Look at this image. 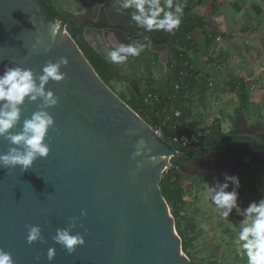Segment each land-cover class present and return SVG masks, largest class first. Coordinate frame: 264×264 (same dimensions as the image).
<instances>
[{"label":"water","instance_id":"1","mask_svg":"<svg viewBox=\"0 0 264 264\" xmlns=\"http://www.w3.org/2000/svg\"><path fill=\"white\" fill-rule=\"evenodd\" d=\"M65 4L71 8L66 13L76 20L77 39L70 33L72 25L50 19L38 0H0V73L5 65L18 64L39 75L47 61L69 60L61 68L66 78L46 86L59 97V103L47 109L55 121L47 137L49 156L37 159L24 173L19 168H0V248L11 252L16 264H37V256L39 264H190L161 193L163 173L172 158L214 149L229 137L250 138L264 146V125H250L238 113L234 133L215 129L212 146L175 150L104 83L77 40L134 87L121 64L105 59L106 50L117 41L128 44L146 38L152 43L149 51L167 67L168 46L151 33L135 31L127 22L128 10L117 11L114 0H66ZM38 40L44 44L33 51ZM46 46L50 51H45ZM40 102L25 104L21 121L12 131L22 130L23 120ZM162 132L165 138L178 141L168 128L162 127ZM141 138L151 149L148 156L157 157L155 163L145 155L133 158ZM8 148V142L0 138V153ZM258 157L264 163V152ZM138 162L143 166L136 171ZM189 167L180 171L189 169L193 175ZM74 217L73 234H82L86 243L69 254L52 237ZM27 225L40 226L45 242L29 245ZM50 247L56 249L51 262L47 260Z\"/></svg>","mask_w":264,"mask_h":264},{"label":"clouds","instance_id":"2","mask_svg":"<svg viewBox=\"0 0 264 264\" xmlns=\"http://www.w3.org/2000/svg\"><path fill=\"white\" fill-rule=\"evenodd\" d=\"M116 10H129L130 19L145 32L162 31L172 33L178 29L184 14V4L174 0H114ZM118 5V6H117ZM52 35L56 32L53 27ZM43 40H38L32 45L33 51H38L43 45ZM142 42L128 44L117 41V44L104 53L105 59L114 65L127 62L129 57H137L145 48ZM45 51H50L45 47ZM69 64L67 57H59L55 62L49 60L42 68V73L37 75L31 68L18 64L5 65L0 73V138L9 144L7 152L0 153V168L16 169L22 173L31 169L34 162L40 158H47L51 148L47 142L50 129H54V118L47 111L59 103V97L46 86L50 81L61 82L67 73L61 71L62 67ZM38 109L30 118L23 120L22 130L12 131L21 121L26 103H36ZM151 149L147 148L143 138L137 141L133 158L141 155L156 162V156H148ZM137 163L136 171L142 167ZM231 186V190L229 187ZM240 179L237 175L223 174V181L219 179L208 187V199L214 205L218 216L227 219L235 209L236 214L242 219L235 227L238 229L235 236L236 253L246 264H264V198L252 201L246 208H241L239 200ZM86 215V213H82ZM76 219L72 218L66 228H58L52 237L56 244L61 245L69 254L76 251L78 246H84L86 241L80 233L73 234ZM27 243L29 245L44 243L42 229L38 225H27ZM201 228L207 230V225ZM56 256V249L50 247L47 251V260L51 262ZM39 264L40 257L36 258ZM0 264H16L11 252L0 248Z\"/></svg>","mask_w":264,"mask_h":264},{"label":"trees","instance_id":"3","mask_svg":"<svg viewBox=\"0 0 264 264\" xmlns=\"http://www.w3.org/2000/svg\"><path fill=\"white\" fill-rule=\"evenodd\" d=\"M207 1L211 3L212 11L216 12L218 10V7L216 5L219 6V3L215 4L214 2H210L211 0H174V2H182L184 4V14L182 17V22L180 27L176 29L174 36L171 37V33H165L162 31L151 32V34H153L155 37L159 39V43H164L168 46V49L172 57V63L169 62L166 68L167 73L164 76L166 79L163 78V82H164L163 88L158 89L157 87H155L156 84L154 82L152 84L153 86L152 85L146 86L147 88L149 87L148 89L146 88L141 89V87L139 86V82L136 81L135 83L138 90H136V88L135 89L132 88L128 94L129 97L118 94L119 97L126 104H128L136 113L140 115V117L144 121H146L152 127L154 128L159 126L166 127L176 136H179L180 134L187 132L188 129L199 130L194 125H190V127L187 129L184 127H179V129L177 130V125H175L176 121H166V119L169 120L168 115H171L173 109L180 108L181 104L184 103L185 95L194 85L196 76L199 74L198 71L193 70L194 76H189L186 79L185 83L189 87L188 91L185 90L177 91L175 89V85L180 82V77H179L180 71L184 68L188 69L189 66L191 65L188 62V55H187V51L191 49L190 35L197 29L200 30V29H205L207 27L208 18L206 17V15H200L195 12L197 8H202L204 6L206 7ZM38 3L41 6L43 12L50 19H58L64 22L63 17L55 11L49 0H38ZM128 20L136 28V30L145 32L143 29L139 28L135 24V22H133L130 19V14L128 15ZM70 33L72 34V37L76 39L72 31ZM225 35L226 34H223L221 36L224 37ZM142 40H143L142 43L146 45L145 49L147 50V52H150L149 47L152 45V43L146 38H143ZM77 43L81 51L84 53L85 57L88 59L92 67L99 75V77L104 81L106 85H108L115 92V89L112 85V81L113 80L121 81L124 79L120 77L108 64H106L86 43H83L79 40H77ZM85 51L87 53H85ZM151 54L153 56L158 57L157 54H153V53ZM127 62L130 66V69L133 71H135L137 69V66L141 64L140 59L134 60L133 57H129ZM186 63L189 66H186L185 65ZM238 90L240 91L239 93L241 96L240 101H242V103L240 107L236 109V113L243 112V108L247 105L248 96H249L245 92L244 85L241 86ZM148 94L157 95V100L146 101ZM174 96L175 98H173ZM174 126H176V129H174ZM234 128L230 130L231 133H234ZM215 129H221L220 123H215L211 127V133L208 134L206 141L202 144V146L199 145L198 147L212 146L214 144L212 139ZM165 140L168 142V140L170 139L165 138ZM242 141L243 139L241 138L229 137L223 140V142L214 149L199 151L189 156H184L180 158L174 157L170 161L171 167L168 168L162 175V179L160 182L161 193L164 199L166 200L168 206L172 210V214L175 219V227L182 240V250L188 257H190L188 253V248L192 244L193 238L187 237V235H184L183 233L181 234L180 226L178 222L179 211L186 204L184 199L186 195V190L182 184V173L179 171V168L188 165L191 160L192 161L196 160L200 163V166L192 170L193 176L203 179H209L210 177L208 176L213 172L216 171L221 172L223 170L220 165L221 164L223 165L224 161L222 160L227 157L232 159H237L238 165L236 168H239L241 166L244 167L247 165V163H242V160L244 159V156L248 154V150L241 145ZM168 143L170 144V142ZM175 143L178 142L175 141ZM171 147H173L175 150L178 151L187 150L183 148L179 143H178V147H174L172 145ZM258 147H260V145H258ZM213 150L219 153L217 155L218 157L216 156L212 157L211 154L214 153ZM215 158L220 163H216L214 164L213 168H209L210 161L212 160L214 162ZM253 161L261 162L259 160L257 153L253 154ZM230 168H229L230 170H233L234 167H230ZM188 188L190 189V186H188ZM190 264H192L191 260H190Z\"/></svg>","mask_w":264,"mask_h":264},{"label":"crops","instance_id":"4","mask_svg":"<svg viewBox=\"0 0 264 264\" xmlns=\"http://www.w3.org/2000/svg\"><path fill=\"white\" fill-rule=\"evenodd\" d=\"M49 1L55 11L63 17V20L68 21L70 16L66 12L70 11L71 8L66 6V0ZM56 1L62 3L66 11ZM210 2L218 4L217 0H211ZM217 11H212L211 3L209 7L206 6V8L202 7L195 10L197 14L208 16L207 27L205 29H197L190 35L191 49L187 51L188 62L194 70L199 72L197 76L200 78L196 76L194 85L184 97V103L181 104L180 108L173 109L171 115H168L169 120L166 119V121H176L177 130L179 127L187 129L190 125L196 126L197 129L206 130L207 128H211L215 123H220V130L222 131L223 126L227 127L230 124L235 126L238 113H243L248 123L250 121H264L263 115H259L261 110L260 104L264 107V102L261 99L262 95L258 96L264 90L261 89L264 87V76L262 75L264 74V40H261V43L257 46H255L256 43L254 46H245L244 44V50L246 51L243 54L241 53L240 56L233 49L234 44H236V37L240 39L238 35L236 36L235 34L232 38L230 36L225 45L222 46V43L219 44L222 37L217 36V33L223 35L225 27L222 24V18H218ZM262 28L264 30V26ZM218 37L221 38L219 41H216ZM142 52L146 53L133 57L134 60H141V64L137 66L135 71L131 72L128 66L121 65L133 79L134 83L136 81L139 82L141 89H148L149 87L147 88L146 86H150L154 82L156 84L155 87L162 89L164 86L163 78H166H162L160 71H163L162 74L164 76L167 73L164 61H162L159 55L156 57L148 54L145 48ZM253 52L257 55H254ZM257 52H261V54ZM252 62L254 64L257 63V65L255 64L256 69H250ZM140 67H142L141 70ZM249 69L256 72L252 74L249 72ZM210 83L212 86L209 85ZM243 85L246 94L249 95L248 102L243 108V112L236 113V109L242 103L238 89ZM135 88L138 90L136 85ZM177 111L181 114L179 117L175 116V112ZM222 121H227V123ZM227 133H231V131L228 130L224 134Z\"/></svg>","mask_w":264,"mask_h":264},{"label":"rangeland","instance_id":"5","mask_svg":"<svg viewBox=\"0 0 264 264\" xmlns=\"http://www.w3.org/2000/svg\"><path fill=\"white\" fill-rule=\"evenodd\" d=\"M217 2L220 3V6L216 5L218 7V18H222V24L225 27L223 30H225L224 34H226L222 37L221 34L217 33V36L222 37L219 44L222 43L223 46L230 36L232 38L235 34L236 36L238 35L240 39L236 37V44H234L233 49L240 56L241 53L243 54L246 51L244 50L246 45L254 46L256 43L255 46H257L261 43V40H264V30L262 28L264 26V0H217ZM209 5L210 3L207 1L206 6L209 7ZM204 8L206 7L204 6ZM206 17L208 18V16ZM85 53L87 52L85 51ZM145 53L141 52L140 55ZM147 53L152 55L150 52ZM257 53L261 54V52ZM253 54L257 55L255 52ZM255 64L257 65V63ZM255 64L252 62L250 69L255 68ZM122 65L128 66V69L130 68L128 62ZM141 69L142 67H140ZM250 69V73L254 74L256 72ZM162 72L161 70L160 73L163 78L164 74ZM262 75L264 76V74ZM112 85L117 94L126 97H129L128 94L132 88L135 89L134 85L127 79L121 81L113 80ZM261 89H264V87ZM261 89L259 88V90ZM259 95H262L261 99L264 102V90ZM260 105L261 110L259 115H263L264 117V107L262 104ZM222 122L227 123V121ZM254 123H263V121L249 122L250 125H254ZM232 128H234L232 124L227 127L223 126L222 132L225 133ZM205 132L211 133V128H207ZM168 142L172 146L178 147V143H175V141L168 140ZM242 163H247V165L236 168L238 164L235 166L230 164L229 167L224 168L221 172L210 174L208 176L210 177L209 179L194 177L189 173V169L186 172H182L179 168V171L182 173V184L186 190L184 197L186 204L179 211L178 222L181 234L183 233L187 237L193 238V242L188 248L190 257L183 252L191 260L192 264H246V260L237 255L235 244L236 231L238 230L235 225H238L242 217L236 214L235 209L227 219L218 216L214 210V205L208 199V187L213 185L217 179L222 182L224 173L239 177L241 187L239 189L238 203L242 209L246 208L250 202L264 198V163L253 161L250 157H244V162ZM188 166H190V163ZM170 167L171 162L168 168ZM230 167H234L235 169L230 170ZM188 186H190V189ZM229 190H231V186ZM171 215L173 216L172 210ZM202 224L207 225L206 231L201 228Z\"/></svg>","mask_w":264,"mask_h":264},{"label":"built area","instance_id":"6","mask_svg":"<svg viewBox=\"0 0 264 264\" xmlns=\"http://www.w3.org/2000/svg\"><path fill=\"white\" fill-rule=\"evenodd\" d=\"M220 38L221 37H218L216 39V41H219ZM185 65L189 66L187 63ZM193 70H194V68L190 65L188 69L184 68L180 71V73H179L180 82L175 85V89L177 91L178 90H183V91L189 90V87L185 82L189 76H194ZM197 77H199V76H197ZM209 85L212 86L211 83ZM173 98H175V96ZM151 100H157V95L148 94L146 101H151ZM180 115L181 114L179 111L175 112L176 117H179ZM174 129H176V126H174ZM154 130L162 139H165L163 132H162V126L156 127V128H154ZM207 137H208V133L205 132V130H203V129H199V130L188 129L187 132L182 133L178 136L177 142L183 148L190 149V148H194V147H198L199 145H202L206 141Z\"/></svg>","mask_w":264,"mask_h":264},{"label":"flooded vegetation","instance_id":"7","mask_svg":"<svg viewBox=\"0 0 264 264\" xmlns=\"http://www.w3.org/2000/svg\"><path fill=\"white\" fill-rule=\"evenodd\" d=\"M63 10L64 9H66V8H62ZM65 11V10H64ZM67 14V13H66ZM128 15H129V10H128V12H127V22L129 23V25L135 30V31H138V30H136V28L129 22V20H128ZM68 16H70V15H68ZM65 23H70L71 25H72V33L74 34V36L76 37V39L78 38V28L76 27V20H74L73 18H72V16H70L69 17V19H68V21H64ZM85 26L87 25V23H85L84 24ZM138 32H142V31H138ZM79 41H81V39L79 40ZM143 41V40H142ZM84 43V42H83ZM171 55V54H170ZM172 61V57H171V59H170V61L169 62H171ZM167 68V67H166ZM257 123H254V125H256ZM263 124V123H262ZM264 125V124H263ZM241 139H243V141L241 142V145L243 146V147H245L247 150H248V154L246 155V156H244L245 158L246 157H250V158H252L253 159V154H260L261 152H264V146H262V145H260V147H258V143H256L254 140H252V139H250V138H241ZM223 142V141H222ZM200 146H202V145H200ZM260 149V150H259ZM213 152L214 153H212L211 155H212V157H218L217 155L219 154L218 152H216V151H214L213 150ZM236 160V161H235ZM244 160V159H243ZM222 161H224V163H223V165L221 164L220 166H221V168L222 169H224V168H226V167H229L230 166V164H232L233 162H235V163H237V159H232V158H225V159H223ZM190 169H192V170H194V169H196V168H198V166H200V163L198 162V161H196V160H193V162H192V160L190 161ZM216 163H220L219 161H217L216 160V158H215V160H214V162L211 160L210 161V165H209V168H213L214 167V164H216ZM213 171H216V170H213Z\"/></svg>","mask_w":264,"mask_h":264}]
</instances>
